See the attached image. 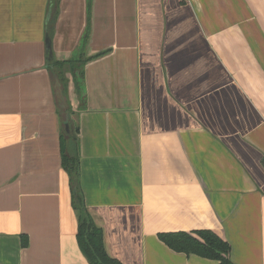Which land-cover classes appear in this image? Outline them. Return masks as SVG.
Returning a JSON list of instances; mask_svg holds the SVG:
<instances>
[{
  "label": "crops",
  "instance_id": "0c3cea01",
  "mask_svg": "<svg viewBox=\"0 0 264 264\" xmlns=\"http://www.w3.org/2000/svg\"><path fill=\"white\" fill-rule=\"evenodd\" d=\"M53 2L0 0V264H90L77 192L123 264H220L162 240L202 231L264 264V0H92L70 131L47 40L71 60L88 0Z\"/></svg>",
  "mask_w": 264,
  "mask_h": 264
},
{
  "label": "trees",
  "instance_id": "16d2710c",
  "mask_svg": "<svg viewBox=\"0 0 264 264\" xmlns=\"http://www.w3.org/2000/svg\"><path fill=\"white\" fill-rule=\"evenodd\" d=\"M51 11H53L57 1L53 0ZM92 0H88V26L87 31L82 39L79 48L76 50L72 59L67 62H59L51 59L50 53L48 60L50 63V71L53 74V79H58L62 86V95L66 99L68 105V112L70 111V102L68 95V88L70 82H73L74 90L80 101V107L85 108L87 95L85 94V66L88 61L97 57L85 58L84 51L87 47L90 36V19H91ZM67 74L71 79L67 78ZM70 114V112H69ZM64 168L72 178V184L79 179V161L76 158H70L65 153L62 158ZM264 165V161H263ZM75 207L80 211V231L78 234V241L81 244V249L90 264H123L117 259L109 257L104 243L103 231L94 225L88 212L84 209L83 200L77 192ZM198 238L183 232H175V234L166 235L162 240L173 251L182 252L186 255L196 254L206 259H213L219 261L220 264H233L231 260V246L225 240H221L212 232H197Z\"/></svg>",
  "mask_w": 264,
  "mask_h": 264
},
{
  "label": "water",
  "instance_id": "95a60500",
  "mask_svg": "<svg viewBox=\"0 0 264 264\" xmlns=\"http://www.w3.org/2000/svg\"><path fill=\"white\" fill-rule=\"evenodd\" d=\"M51 49H52L51 42L48 39L47 40V52L50 53V57H52ZM55 95L57 96L58 107L61 109L62 112H64L63 119H64L65 128L67 129V131H70V128H69L70 114L68 112V105H67L66 99L62 95V86L58 79H55Z\"/></svg>",
  "mask_w": 264,
  "mask_h": 264
}]
</instances>
